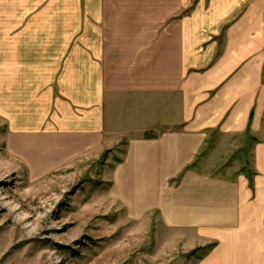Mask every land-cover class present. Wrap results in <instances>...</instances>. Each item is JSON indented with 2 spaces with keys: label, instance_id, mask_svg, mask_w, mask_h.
Returning <instances> with one entry per match:
<instances>
[{
  "label": "crops",
  "instance_id": "crops-1",
  "mask_svg": "<svg viewBox=\"0 0 264 264\" xmlns=\"http://www.w3.org/2000/svg\"><path fill=\"white\" fill-rule=\"evenodd\" d=\"M0 116L73 153L126 138L113 179L137 207L264 264V0H0ZM246 140L252 175L198 167Z\"/></svg>",
  "mask_w": 264,
  "mask_h": 264
},
{
  "label": "rangeland",
  "instance_id": "rangeland-1",
  "mask_svg": "<svg viewBox=\"0 0 264 264\" xmlns=\"http://www.w3.org/2000/svg\"><path fill=\"white\" fill-rule=\"evenodd\" d=\"M12 133L0 116V264H254L240 249L233 259L225 243L220 249L223 235L174 228L115 186L126 138L80 154L71 139L47 131L25 130L18 139ZM247 141L224 153L206 146L198 167L213 157L212 171L252 175L244 167L253 158Z\"/></svg>",
  "mask_w": 264,
  "mask_h": 264
},
{
  "label": "trees",
  "instance_id": "trees-1",
  "mask_svg": "<svg viewBox=\"0 0 264 264\" xmlns=\"http://www.w3.org/2000/svg\"><path fill=\"white\" fill-rule=\"evenodd\" d=\"M246 170V169H245ZM246 172H247V170H246ZM245 173V172H244ZM249 174V173H248ZM251 177H249V179H250ZM250 182H251V180H250ZM251 186V185H250Z\"/></svg>",
  "mask_w": 264,
  "mask_h": 264
}]
</instances>
